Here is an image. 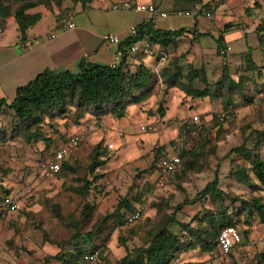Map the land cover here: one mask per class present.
Returning <instances> with one entry per match:
<instances>
[{
	"label": "rangeland",
	"instance_id": "obj_1",
	"mask_svg": "<svg viewBox=\"0 0 264 264\" xmlns=\"http://www.w3.org/2000/svg\"><path fill=\"white\" fill-rule=\"evenodd\" d=\"M113 1L138 4L140 0ZM205 4L206 11L212 14V20H205L200 15H168L157 18V21L170 20L174 27L177 26L176 22H180L185 29L195 22L199 31H208L214 37L211 40L208 36H201L199 43H207L209 46L212 44V47L221 34L217 30L222 29L226 22L233 23H226L228 26L250 28L257 36L254 29L264 21V0H209ZM73 5V0H63L59 9L52 7L50 10L68 11V7ZM39 8L45 9L42 6ZM50 15V12H44L36 27L42 30ZM238 35L239 30L234 29L222 33V42L230 43L232 53L243 48L237 42ZM254 41V35L250 34L248 46L253 48ZM175 46L163 51L165 59L159 61L160 66L156 71L152 70L153 73L158 74L174 58L178 59L183 71L186 61L190 60L195 67L201 64L208 74V82L221 75L224 65L234 78L242 73L240 68L244 64L231 58L225 60L223 56L219 58L213 53L202 56L196 44L192 48L185 40ZM262 73L264 79V69ZM248 75L254 76L250 73ZM156 79L159 81V78ZM158 81L152 90L153 98L141 110L145 117L152 116V131L142 132L138 129V112H129L124 119L104 116L102 119H105V123L122 131L121 140L116 136L101 137V153L93 156L92 147L98 142L100 133L104 132L96 130L86 134L79 146L62 162L67 168H62L54 179L39 175L37 164L40 156L51 144L58 145L71 132L77 131L78 126L89 115L85 113L74 122L73 109H69L53 121L51 128L44 126L45 136L51 140L45 147L41 141L27 143L21 136L13 135L10 130L15 123L12 112L7 109L0 112V264H63L54 257L60 251L59 246L62 248L61 253H71L75 245L86 251L93 247L99 249L97 261L93 264H115L132 247L141 245L145 234L155 229L160 219L170 213L176 204L183 199L193 198L212 179L214 172L218 188L227 193L228 198L249 199L255 196L264 201V191H250L229 175L238 166H249L243 158L229 153V150L241 143L251 147L255 137L253 131L264 126V92L254 95L249 104L243 97L234 94L231 97L232 107L227 109L222 108L220 98L207 99V109L201 113H198L199 109L198 112L191 111L194 106L199 105L200 100L192 102L183 97L180 99L181 107L179 106L177 116L162 119L157 108L160 106L164 113L162 96L168 93V88L165 89ZM244 92L249 93V90ZM180 111L188 114L178 116ZM223 112H227L229 118L217 122L216 117ZM192 115L199 118L200 128L179 135L177 121ZM105 139L113 143V148L108 151L102 148ZM259 143L256 152H252L264 159V137H261ZM159 147V155H173L190 150L193 153L190 155L193 157L192 170H185L182 164L170 175H158L155 171V151ZM95 161L104 163L95 166ZM90 165L91 170L88 169ZM250 180L253 181L251 178ZM84 181L89 182V185L83 195L71 191L72 188L81 187ZM3 191H7L14 199L16 207L10 212L1 206ZM134 196L137 200L132 201V207L143 202L141 217L136 222L129 225L125 223L127 208L120 219L121 224L107 221L91 238L84 235L92 231V226L102 216L114 209L117 201L121 198L133 199ZM228 198L224 197L222 201L206 198L192 205H184L175 213V219L180 223H190L203 210L214 212L219 206L233 222L241 236V243L233 247L228 256L220 253L216 247L209 252L195 248L180 253L169 264H264V258L259 256L264 248L261 239L264 236V223H259L254 215L245 217L243 211L234 212L233 207H239V200L230 203ZM84 204L93 207L87 219L80 216ZM57 213L60 219L56 216ZM190 225L194 226V222ZM74 232L80 235L76 242L71 237Z\"/></svg>",
	"mask_w": 264,
	"mask_h": 264
},
{
	"label": "trees",
	"instance_id": "obj_2",
	"mask_svg": "<svg viewBox=\"0 0 264 264\" xmlns=\"http://www.w3.org/2000/svg\"><path fill=\"white\" fill-rule=\"evenodd\" d=\"M62 1L0 0V28L5 25L7 18H11L15 22L19 34L23 35L25 30L34 25L41 16L40 12L36 11L37 7L42 6L45 9L57 7L59 9ZM73 1L81 9L87 7L90 3V0ZM172 1L152 0L151 5L157 11L171 12L172 9L169 5ZM187 1H190L193 6L199 3V0ZM205 6L206 4L200 6L199 10L206 9ZM263 22L257 24L254 30L257 32V41L262 47L261 51L264 55ZM227 27L228 24H224L222 28L226 29ZM135 28L136 35L134 37H126L122 41H119L117 52H119L120 57L114 67L80 61L77 73H71L66 70L53 71L44 69L26 84L18 86L8 103L3 98H0V112L6 109L12 112L15 123L10 130L13 132V135L21 136V139L27 143L41 141L47 147L51 143V140L45 136L43 127L47 126L51 128L53 121L63 116L69 109H73L72 116L74 122H77L85 113L96 121L104 116L114 119L123 118L128 107L138 105L150 96L154 85L158 81L156 78H159L158 83L162 86L164 85L165 89L176 88L186 97L199 99L220 98L223 109L232 107L231 97L234 94L243 97L244 101L249 104L254 95L264 92V81L259 80L261 76L260 67L253 63L249 48L243 55L245 69L235 78L230 75L227 66L224 65L221 75L216 80L208 82L201 67L187 64L183 71L176 58L170 61L160 73L155 74L140 62L139 58L143 55L142 51L129 53L128 46L134 42L147 43L151 55L153 56L154 54L156 57L154 61H157L160 57H164V50L175 46L177 37L181 36L185 30L154 28L149 20L136 24ZM216 42L217 47H219L221 43L219 36ZM153 45L156 47L154 52L151 48ZM133 59L138 60V63L131 64L133 65L132 70L129 67V62ZM249 73L254 76L249 77ZM248 90L249 93L244 92ZM157 112L161 116L163 115L160 106H158ZM253 132L255 137L251 147H247L245 143H241L229 150V153H235L236 156L243 158L249 166L247 168L238 166L229 175L238 183L248 187L250 191H264V159L253 154L260 144L259 140L261 137H264V126L262 129ZM66 140L67 138L63 139L59 144ZM100 142L101 140H98L92 147L91 152L93 156L101 153ZM58 145L51 144L47 151L42 153L37 164L38 172L39 163L49 158ZM104 145H102L103 149H105ZM159 152L160 147L156 148L155 151L156 161ZM177 155L179 163L170 174L174 173L182 164L185 170H192L191 158L193 157L190 155H193V153L190 150L180 151ZM103 163L104 161H95L93 165L99 166ZM91 167L90 165L88 169L91 170ZM62 168H67V165L61 163L59 173ZM88 185L89 182L84 181L81 187L72 188L71 191L75 194L83 195ZM3 192L1 200L4 196L8 195L7 191ZM224 197L228 198V195L218 188L217 175L214 172L212 179L207 181L195 193L193 198L183 199L181 203L176 204L170 213L160 219L159 225L155 229L145 234L146 237L141 245L132 247L115 264H169L173 258L187 250L198 248L202 252L211 251L216 247L218 232L226 226L234 227L233 222L226 216L225 211L219 206V209L214 212L203 210L199 217H194L190 223L178 222L175 219V213L179 212L182 206L192 205L202 199L211 198L222 201ZM228 199L230 203L239 200V207H233L234 212L243 211L246 214L245 217L254 215L259 223H264V201L260 197L253 196L249 199L235 197ZM135 200H137L136 196L133 199L121 198L117 201L114 209L102 216L92 226V231L84 235L88 239L91 238L107 221H114L117 225L121 224L120 219L123 212H125V209L131 208L132 201ZM92 210V206L84 204L80 216L87 219ZM56 216L59 219L61 218L58 213ZM191 222H194V226L190 225ZM71 237L76 242L80 235L74 232ZM236 246L238 245L233 247ZM59 250V253L54 256L58 261L63 264H77L81 255L97 250V248L93 247L91 250L86 251L85 248L75 245L71 253H61L62 248L60 246ZM228 253L222 254L228 256ZM259 256L264 258V248Z\"/></svg>",
	"mask_w": 264,
	"mask_h": 264
},
{
	"label": "crops",
	"instance_id": "obj_3",
	"mask_svg": "<svg viewBox=\"0 0 264 264\" xmlns=\"http://www.w3.org/2000/svg\"><path fill=\"white\" fill-rule=\"evenodd\" d=\"M208 1L209 0H199V3H196L193 6L191 2L187 0H173L170 3L169 7L172 9V11L190 10L195 8L198 9L199 11L196 16L200 15L205 20H212L205 18L201 14V11H206L207 9L199 10V7L204 5ZM122 3L123 2H115L113 0L112 1L90 0V3L88 4L87 7L81 9L78 4H75L73 6L68 7L69 8L68 11L66 9L59 11V10H50V9H43L37 7L36 11H39L41 14L39 20H42V16L44 12H50L51 17L47 20L48 23L42 28V30L36 27V23L39 21L38 20L34 25L28 27L23 35L19 34L15 22L11 18H8L7 21L5 22V25L2 28H0V98H3L8 103L12 99L15 89L18 86L26 84L36 74H38L44 69H50L53 71L66 70L71 73H77L78 64L80 63V61H83L85 63L107 65V66L113 64L115 62V56L117 55L118 44L114 45L111 43H107L104 40L103 36L106 33H111L116 35L119 38V40L122 41L124 38L128 36L127 30L130 26L139 24L148 19V15L146 13L136 11L133 8L135 5V3L133 2L127 3L126 8L124 9H111L112 5H120ZM139 3L151 4L152 0H140ZM63 6L64 8L66 7V5ZM61 17H64L67 19V21L72 22L73 27L70 29L58 30L56 28V24L58 23V19ZM176 23L177 26L174 27L172 21L166 19L164 20L159 19L157 21L156 18L152 26L154 28H161V29H171L172 27H174L173 28L174 30L184 29L185 32L181 36L177 37L175 41V45L178 46V44H180L183 40L187 41L188 46H191L192 48L196 44V47L198 50H200V55L202 56H209L210 53H213L216 56L218 55L219 58H221V56H223L225 60L226 58H231L233 61H237L239 62V64L243 65L244 64L243 55L247 52V49L249 48L250 57L253 63L256 66L260 67L261 70V78L259 80L264 81V79L262 78L263 77L262 70L264 69V55L261 51L262 47L258 44L257 36L254 34L252 29L250 28L248 29L245 27L242 28L240 27V25L238 27L228 26L226 29L220 28L219 30H217V32L221 31V34L219 35V37L221 38V43L219 47H217V42H216V44H214L212 47V44H210L209 46V44L207 43H199V38L201 36H208L209 39L211 40H213L214 37L208 31H199L196 28L195 22H193L188 29L183 28L180 22H176ZM226 23L233 24L230 21ZM231 29L237 31L239 30L237 42L240 45L239 47L243 46V48L236 53L231 52V47L229 46L230 45L229 42L226 43L222 42V33ZM51 33H53L54 36L52 38H49V35ZM250 34L254 35L255 38L253 48L248 46V39ZM222 47H227L228 50L226 54L219 55L217 53V50ZM151 48L152 51L154 52L156 47L153 45L151 46ZM155 58L156 57L154 56V54L152 56L151 53L150 54L143 53V55L140 56L139 60L149 69L156 71L158 66H160L159 61L164 60L165 57H163L162 59H160L161 58L160 57L157 61H154ZM190 62H191L190 60L186 61L185 64L193 65ZM137 63L138 60L133 59L132 61L129 62V67L132 68L133 65ZM198 67H201L203 69L204 75L207 79L208 74L206 72V69L203 68L201 64ZM165 68L166 66L162 67L159 73ZM244 69H245V64L243 65L242 69L240 68V70L244 71ZM236 72L237 71H235V73ZM168 95L171 98L166 97ZM153 96H154L153 93H151L150 96L146 98L142 103L128 107L126 114L122 119H124L127 116V113L129 114V112H131L132 114H134V112H138V115L137 116L135 115L139 119L138 123H140L138 129L140 130L139 127L142 125L152 126V122L150 119L152 118V116H148V118L145 117L144 115L145 113H142L141 110H143L142 107H144L151 100V98H153ZM183 97H185L184 99H188V100L190 99L192 102L195 100H200L199 105L194 106L193 110L191 111L198 112L197 111L198 109L200 111L198 113L206 111L208 105L207 104L208 101L206 102V100L208 98L199 99V98L186 97L178 89L169 88L168 93L166 92V94H163L162 96L161 105L163 106L164 113L161 116V118L163 119L165 117L171 118L172 116H177L176 114H178L177 112H179L180 110L179 109L180 99ZM131 107H134V109H132ZM187 108H189V106ZM182 111H180V114L178 116H184V115L186 116L188 114V113L184 114V112L182 113ZM104 120H105L104 118L103 119L101 118L99 120L101 122V128L98 129V131L101 132L103 131L104 133H100V136H98V140H101L100 139L101 137L106 138L109 136H116L118 140H121L122 131L120 132L118 130H115L113 127H110L109 123L108 124L105 123ZM93 121L95 120L89 116L88 119H86L78 126L77 131L71 132L66 138H68L70 135L74 133L79 132L82 125L91 123ZM129 126L130 125L128 124L127 127ZM122 127L125 128L124 126ZM140 131L146 132L143 130ZM104 141H105L104 143H106V142H110L111 140L107 141L105 139ZM70 153L68 155H70ZM68 155L64 157L63 161L67 158ZM155 171H156V165H155ZM56 176H58V174ZM55 177H53V179ZM46 179H51V178H46Z\"/></svg>",
	"mask_w": 264,
	"mask_h": 264
},
{
	"label": "built area",
	"instance_id": "obj_4",
	"mask_svg": "<svg viewBox=\"0 0 264 264\" xmlns=\"http://www.w3.org/2000/svg\"><path fill=\"white\" fill-rule=\"evenodd\" d=\"M126 6H127L126 4L122 3L120 5H112L111 9H124L126 8ZM133 8L136 11L146 13L148 15L147 20H149L151 24H153L156 18H165L168 15H176V16L186 15L190 17H195L199 12L197 9L174 10L171 12L157 11L154 9V7L151 4L148 3L147 4L138 3L135 4ZM201 14L207 19H212L211 14L207 11H201ZM72 27H73V23L67 21V19L64 17L59 18L58 23L56 24V28L58 30L70 29ZM169 30H174V29L171 28ZM127 31H128L127 37L130 38L134 37L136 35L135 25L130 26ZM53 36L54 34L51 33L49 35V38H52ZM103 37L107 43H111L114 45H117L120 41L116 35L111 33H106ZM139 50H141L143 53L150 54L147 43L134 42L128 46L129 53H135ZM227 50H228L227 47H222L217 50V53L219 55H224L226 54ZM119 57L120 54L119 52H117V55L115 56V62L110 65L111 67H114L117 64V62L119 61ZM228 118H229L228 113L223 112L217 116L216 121L222 122L227 120ZM177 124L179 126V133H178L179 135H183L191 129L200 128L199 118L195 115H192L185 119L184 118L179 119L177 121ZM100 128H101V122L99 120L98 121L95 120L91 123L82 125L79 132L70 135L65 142L58 145V147L51 153L49 158H46L44 159V161H41L39 163L38 168L40 175L43 178L55 177L60 171L61 163L64 157L68 155L70 152H72L79 145V142L81 141V139L85 137L86 134L95 132ZM139 128L140 130L146 132H150L153 129L151 125H142ZM104 147L105 150L108 151L111 148H113V143L106 142ZM178 163H179V157L177 154H173V155L160 154L155 164L156 171L158 175L166 176L175 169ZM1 206L7 212L14 210V208L16 207L14 199H12V197L9 195H6L2 198ZM142 210H143V202L133 205V207L128 209L125 213L124 216L125 223L131 224L137 221L141 217ZM261 239L264 243V236L261 237ZM216 242H217L216 248L219 250L220 253L223 254L228 253L233 246L238 245L240 243V235L234 227L226 226L218 232L216 236ZM97 255H98L97 250L83 254L81 255V257H79L78 264H93L97 261Z\"/></svg>",
	"mask_w": 264,
	"mask_h": 264
}]
</instances>
